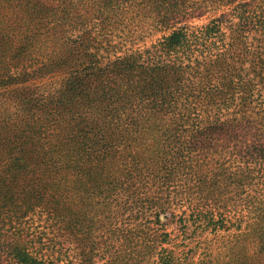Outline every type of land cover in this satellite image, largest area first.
Wrapping results in <instances>:
<instances>
[{
  "label": "trees",
  "instance_id": "obj_1",
  "mask_svg": "<svg viewBox=\"0 0 264 264\" xmlns=\"http://www.w3.org/2000/svg\"><path fill=\"white\" fill-rule=\"evenodd\" d=\"M0 264H264V0H0Z\"/></svg>",
  "mask_w": 264,
  "mask_h": 264
},
{
  "label": "rangeland",
  "instance_id": "obj_2",
  "mask_svg": "<svg viewBox=\"0 0 264 264\" xmlns=\"http://www.w3.org/2000/svg\"><path fill=\"white\" fill-rule=\"evenodd\" d=\"M207 21V16H200V17H196L194 19H192V23L193 24H202L205 23ZM136 29V32H132L130 33V40L128 42L125 43V49L130 47V45L136 41H138V36L142 37L143 35H145V29L141 28V27H131V30ZM129 32H130V27H129ZM167 32V31H165ZM162 33H158L156 35H152L149 36L147 38L144 39L143 42H140L139 44H135L134 47H144L145 45H149L152 41H154L157 37H159ZM73 45H63L62 47H60L59 49V54H61L62 56L67 55L68 53H70V51L72 50Z\"/></svg>",
  "mask_w": 264,
  "mask_h": 264
}]
</instances>
